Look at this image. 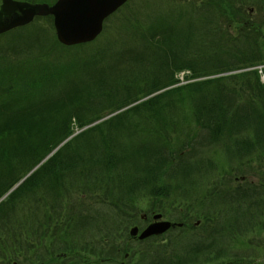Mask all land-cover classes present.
<instances>
[{"label":"trees","instance_id":"1","mask_svg":"<svg viewBox=\"0 0 264 264\" xmlns=\"http://www.w3.org/2000/svg\"><path fill=\"white\" fill-rule=\"evenodd\" d=\"M159 1L168 6L128 3L114 14L118 27L105 29L116 39L79 45L81 52L61 46L38 17L0 41V198L81 130L0 202L4 263L29 252L30 264H121L119 257L126 264H264V249L256 248L264 170L254 165L264 161V83L257 68L248 69L264 64V0ZM43 19L53 26L51 16ZM233 20L243 22L236 36ZM58 46L64 50L54 56ZM182 70L192 78L222 75L166 89L85 128L175 84ZM175 136L183 142L174 147ZM200 136L225 150L227 171H218L211 150L202 161L183 159ZM247 170L259 180H234ZM139 193L161 200V211H182L175 242L129 240L137 210L129 202ZM99 200L118 212L95 217Z\"/></svg>","mask_w":264,"mask_h":264},{"label":"water","instance_id":"2","mask_svg":"<svg viewBox=\"0 0 264 264\" xmlns=\"http://www.w3.org/2000/svg\"><path fill=\"white\" fill-rule=\"evenodd\" d=\"M125 1L59 0L55 5L50 6L47 3L34 4L20 0H3L0 7V33L27 24L35 15L53 14L58 36L62 42L73 44L89 41L101 31L103 19ZM171 225L173 223L167 221L155 222L149 225L139 237L143 239L151 234L162 233ZM131 233L134 236L137 235L138 228H133Z\"/></svg>","mask_w":264,"mask_h":264},{"label":"rangeland","instance_id":"3","mask_svg":"<svg viewBox=\"0 0 264 264\" xmlns=\"http://www.w3.org/2000/svg\"><path fill=\"white\" fill-rule=\"evenodd\" d=\"M150 1L152 3L154 2V0H150ZM178 2H179L178 4L183 3V1H178ZM189 2H191V0H185V3H189ZM163 5L165 6L166 5V2H164ZM186 6L191 11L194 12L193 5L189 4V5H186ZM248 10H250V12H249L250 18L253 19L255 17V14L257 13L256 8L254 6H250L248 8ZM117 18L118 17L114 16L111 19H109V22L107 23V25H112L113 29L116 28V27H118V23L116 22ZM242 24H243V22H240L238 20H233L230 23V25H231L230 30L232 31V35L233 36H236V35L239 34V30H240V27L242 26ZM39 25L44 26V29L47 32H50V33L54 32L52 30V27L50 26V24L48 23V21L46 19L40 18ZM116 31L117 30H114V32H116ZM261 31L264 33V26H262ZM132 32H133V30L128 31V35L131 34ZM51 35H53V33ZM104 38H105V34H104L103 37H101L97 41V44L103 42ZM111 39L112 40L116 39V36H111ZM36 52H38V51H36ZM262 67H263V65L260 64V66H256L255 65L254 67H248V69H252V68H259V69H261ZM242 70L243 69H241L239 71H242ZM260 74H261V80L264 83V71H260ZM179 81L180 82H179L178 85H182V84L186 83V81L184 80V76L183 75H180L179 76ZM195 81H199V79L198 80H190V81H188V83L189 82H195ZM197 141L200 142L198 150H197V148H192V149L190 148L188 151H184L183 152V159H189V158L192 157V159L194 161H196V162L197 161H202V160H204L206 158L205 155L207 154V152L209 150H211V152H212L211 155H214V157H213L214 162L213 163H215L216 166H219V168H220L218 171L224 172V171H227L228 170V168H229L228 163H227L228 162V159H227V157L225 155V150L222 147L218 149V146H214V145L207 144L205 142V139L202 136L198 137ZM182 142H183V139L182 138H179L178 136H175L174 137V143H175L174 147L175 146H178L179 144H182ZM193 152L195 153L194 155L191 154ZM254 165L256 167H258L259 169L261 168L262 170H264V161L257 162ZM215 172L213 171V174L211 175L212 176V179H214V177H216L218 175V174H216L217 172L216 173ZM249 172H251V173H249ZM252 172H253V170H251V171H248L247 170L246 171L247 177L250 180L251 179L259 180V177L257 175L256 176L253 175ZM209 179H210V176H209ZM199 185H201V184L200 183L195 184V187H199ZM204 185H207V183H204ZM201 192H202V189L201 188H194L193 189V194H195L196 196L200 195ZM140 203H141L140 204L141 206H148V205H151L152 206V204H156L157 203V200L150 201L147 197L146 198L141 197ZM193 204H196V203L194 202ZM179 205L180 204H175V203H170L169 204L170 207L171 206H174L176 209L179 207ZM94 207L96 208L95 211H94V213L101 212L100 214L95 215V217L102 216L103 219H106V217L108 216V214L110 215L112 213L115 214V212H118V209L116 208V206L112 202H108V201L99 200V201H97L94 204ZM109 223H111L110 219H108V221H105V223L103 222V224H104L103 226H105L106 224H109ZM141 226H144V224H141ZM90 234H92V233L90 232ZM112 239H113V237L111 238V240ZM260 242L261 243H259L256 248L262 247V249H264V246H263L264 245V235H261L260 236ZM20 254H22V253H20ZM27 254H28V256H27L28 259H31L32 260V258H34V255H30L29 252H27ZM22 259H24V258H22ZM121 260H122V257H119V261H121ZM0 264H5V263L1 260L0 261Z\"/></svg>","mask_w":264,"mask_h":264}]
</instances>
